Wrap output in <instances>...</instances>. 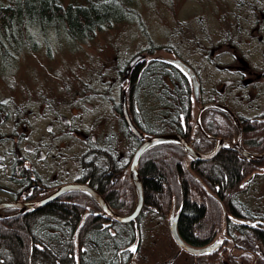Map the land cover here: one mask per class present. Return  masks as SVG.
<instances>
[{
  "label": "trees",
  "instance_id": "16d2710c",
  "mask_svg": "<svg viewBox=\"0 0 264 264\" xmlns=\"http://www.w3.org/2000/svg\"><path fill=\"white\" fill-rule=\"evenodd\" d=\"M138 1L69 0L63 4L61 0H0V66L10 63L20 52L36 53L41 49L49 54L56 48L55 45L62 48L71 46L69 51H76L80 44L92 41L98 32L137 18ZM147 1L153 5L160 0ZM167 2L169 5L170 0ZM126 65L127 63L118 69L120 76L124 74ZM164 66L152 60L144 69L137 67L131 75L130 89L133 86H140V89L147 87L148 91L152 89L153 96L161 89L159 94L162 98H153L155 106L152 107L160 110V114L156 113L162 126L159 132L164 128V132H168V128L172 126L177 127L179 134L189 137L193 118L190 109L185 107L189 102L187 80L180 75L177 87L172 88L174 78L170 77L171 72L166 71ZM173 92L178 95L182 104L174 115L171 113ZM135 93L132 91L133 96ZM134 99H130L131 104ZM135 114L134 120L141 118L138 111ZM136 123L142 128V124ZM148 126L152 128L155 124L148 123ZM148 126L143 127L148 129ZM248 127L250 129H246L245 136L251 134L252 127ZM130 141L132 148L129 157L133 155V147L138 144V140L131 134ZM202 143V146L195 144L194 148L201 152L205 141ZM244 144L248 147L256 146L258 151L264 147V143L259 145L260 143L252 140H247ZM116 158V154H100L96 164H88L89 158L85 154L84 179L103 196L115 212L122 214L133 208L134 193L128 176L121 179L120 173L123 161L127 162L126 158L122 157L123 160L119 161ZM263 164L264 160L252 162L228 149L220 150L208 160L190 161L174 144L154 146L144 152L138 161L144 200L139 218L149 212L168 217L171 210L179 211L177 233L187 245H210L219 236L226 248L233 246V253L237 251L239 255L242 249L238 251L237 247L234 248L231 240L233 231L238 230L250 233L251 239L264 249V214L251 212L239 201V196L245 193L248 183L258 175V167ZM109 170L118 174L115 180ZM65 197L70 200H53L32 217L24 215L11 219L0 218V261L3 264H29V261L33 264L37 261H47V264H76L75 244L78 245L76 241L82 230L84 233L81 237L93 240L96 238L100 255L108 247L113 254V264H125L126 258L121 250L134 240L136 227L117 222L108 226L101 218L92 219L90 213L98 208L84 193H71ZM38 214L49 217L50 234L45 237H48L46 242L49 250H35L32 242L30 251L29 244L33 238L31 227L32 224L38 225ZM234 220L250 222L253 227L240 226ZM108 228L113 229L111 237L107 232ZM207 257L211 260L218 259L212 254ZM240 259L242 264H254L255 255L246 250Z\"/></svg>",
  "mask_w": 264,
  "mask_h": 264
},
{
  "label": "flooded vegetation",
  "instance_id": "af4514ba",
  "mask_svg": "<svg viewBox=\"0 0 264 264\" xmlns=\"http://www.w3.org/2000/svg\"><path fill=\"white\" fill-rule=\"evenodd\" d=\"M170 2L173 3V0ZM204 2V15L207 16L208 23L206 22L203 34V51L201 48L195 46L186 56L188 57V61L184 59L183 56L177 54L170 46L162 49L165 56H152L153 48L143 50L145 54L141 52L136 53L131 60L127 62L124 68L123 75L125 76L126 86L124 89H122L121 85L118 87V101H115V96L113 94L109 95V111L106 113L107 115L104 112H100L104 118L101 116V121L97 123V127L101 126V128L97 130L96 133H92V128L88 130V126L87 128H80L77 126V122H74V125H72L67 121L66 116L62 117L56 110L42 109L36 111L35 115V106L31 107L22 103L23 106L17 104L8 110L9 107L4 106L6 102L0 101V204H29L40 200H47L52 193L65 185L85 184L91 187L88 181L84 179L83 163L85 161V154H87V158H89L88 164H96L100 154L101 156H114L116 154L117 161L121 160L122 157L126 158L127 162L123 161L124 164L120 174L121 179L126 175L129 178V164L134 152L145 140L154 136L167 134L178 135L184 138L194 150H196L194 148L195 144L202 146V142L205 141L204 149L201 148V152L198 150L196 151L209 154L214 150L216 141L219 139L229 140L232 144H235L238 140L240 128L243 150L252 154H261L264 152V147L258 151L256 150V146L248 147L244 144L247 140L256 141L258 144L260 143L259 145L264 143V0H204ZM230 3L234 5H230ZM214 20L219 22L218 26ZM219 25L223 29L222 35L219 30ZM234 28L238 30L241 29L238 42L234 41ZM214 40H217V43L210 46V42ZM198 44L200 43L198 42ZM226 48L229 49V52L236 49L235 57L232 55L234 57L233 60H236V66L231 64L230 61L225 63L220 61L225 56H231L230 53L227 54ZM196 50L197 52L201 51L203 58H196ZM137 56L139 59L132 63V60ZM190 59L193 60V63H191ZM152 60L162 63L165 65V70L171 72L170 77L174 78L172 88L177 87L180 75L187 80L189 90V96L187 95V97L189 102L186 103L185 107L190 109L193 118L189 137L179 134L177 127L172 128L171 126L168 128V132H164L165 128L163 131L161 130L162 132H159V129H155L161 124V120H157L156 118V113L160 114V110L157 109L152 112L153 106H150L149 110L147 108H142L141 105L142 103L146 106L150 103L152 105L154 99H161L162 97L160 96L161 94H159V90L154 97L151 93L152 89L148 91L147 87L140 89V86H133V89H130V80L133 71L137 67L140 69L146 68V65ZM174 61L180 62L191 71L196 81V94L190 74L184 71L178 64L174 63ZM199 66H201V68H199ZM232 66L236 68V72H231L233 71L231 69ZM200 70H203L205 77L208 76L211 80L219 77L220 80L219 78L218 80L220 81L219 83H221L219 84V88H215L216 84L209 87L204 85L203 79H200ZM234 75H238L239 78V81L233 86L236 87V89L233 91L228 90V84H223V77ZM246 76H254V78L247 79ZM132 91L136 92L134 96L132 95ZM177 96L178 95L173 92V99L171 98V113L173 115L178 112L180 105H182ZM132 97L135 99L131 104L130 99ZM123 99L125 100L126 115L131 124L142 135V140H139L132 134L130 126L124 117ZM26 100H28V98ZM90 101L92 103V108L95 109L97 103H94L91 98ZM139 106L141 108H139ZM222 107L227 108L234 115L239 128L230 114ZM132 108L135 110L133 111ZM136 111L141 115V118H135L136 122L142 124L145 128H147L148 123L155 124V127L151 128L148 126V129H144L142 126L143 129L139 128L137 123L134 122ZM47 113L51 115L52 118H56V114L59 115L60 119L58 121H55V119L52 120L55 123L57 122L60 127H63V123L69 125L66 128V131L70 133L68 139L64 141V145L59 147L57 145L54 149H52L50 145L55 142L53 141L52 144L49 142L50 139L53 138L48 136V131L42 128L43 121L46 120L44 119L46 117L45 114ZM79 113L80 112H77V115L74 114L75 118L78 117V121L80 120ZM143 116H147V118H143ZM197 118L199 119V124H197ZM36 120H40V125H35ZM122 123H124L123 127H121ZM248 126L252 127V131L249 136H245L246 129H250ZM60 130H62V128H60ZM50 132L56 133L55 130L49 131V133ZM130 134L138 140V144L136 143L137 145L133 147L135 150L131 157H129L132 148ZM168 143L174 144L181 150L184 156L188 158L179 144L173 142ZM207 144L209 145L206 147ZM222 149H228L237 156H240L229 147H221L219 151ZM54 150H56V152ZM125 164L127 165L125 166ZM109 173L113 174V179L115 180L118 174H115L112 170H109ZM256 173L262 175L264 173V166H259ZM71 193L83 192L70 191L53 200H70L66 199L65 196L68 197ZM133 193L135 200L134 188ZM91 200L93 199L91 198ZM44 205L37 208L1 207L0 218L11 219L24 215L32 217L35 215V212ZM97 208L98 209H94V213H90L92 219L93 217L101 218L103 221H106L104 222L106 225L111 226L113 222L102 217L98 206ZM132 209L122 214H129ZM149 213L158 216L161 220H165L169 232L168 225L172 218L176 214H179V211L174 212L171 210L168 217H163L156 212ZM145 215L139 218V214L133 221L122 223L129 225L133 224V226L136 227L134 230V240L131 244L126 246L125 249L121 250L124 251V257L126 258L125 264H132V262L135 261L132 259L139 249V239L141 236L140 225ZM46 216L47 215L38 214V225L32 224L31 233L33 238L29 244L30 251H32V242L35 250L38 251H43L45 248L47 249L49 247L46 242L48 237L45 239V237L50 234V228H48L49 217ZM107 232L110 237L113 235L112 228H108ZM83 233L84 231L82 230L76 241L78 245L75 244V263L113 264V254L108 250V247L107 251L102 252L104 254L101 253L100 255L98 251L99 246L96 244V238H94V240L83 238L80 236L83 235ZM136 235L138 236L137 251L136 253H130L127 249L133 245ZM171 240L173 241L172 238ZM173 243L176 248L173 257L179 255L192 256V254L178 247L174 241ZM37 245H39V247H36ZM225 248V245L219 243L218 248L212 253L197 255V257H205L212 254L215 258L220 259L222 255L225 254ZM214 263L217 264L220 263V261H214ZM29 264L33 263L29 261ZM35 264H47V261H37Z\"/></svg>",
  "mask_w": 264,
  "mask_h": 264
},
{
  "label": "rangeland",
  "instance_id": "374dc122",
  "mask_svg": "<svg viewBox=\"0 0 264 264\" xmlns=\"http://www.w3.org/2000/svg\"><path fill=\"white\" fill-rule=\"evenodd\" d=\"M61 1L65 4L69 0ZM167 3V0H160L150 5L147 0H139L136 7L139 14L137 18L117 23L113 28L98 32L92 41L80 44L76 51L70 52L71 46L62 48L55 45L56 48L53 52L51 50L49 55L41 49L36 53L20 52L10 63L0 66V101L6 102L4 106L9 107L8 110L17 104L23 106L22 103L35 106V115L36 111L42 109L56 110L62 117L66 116L72 125L77 122L80 128L88 126V130L92 128V133H96L101 128L97 127V123L101 121L100 112L106 114L109 111V95L113 94L115 101H118V87L121 85L124 89L126 86L125 76H120L118 69L136 53L145 54L143 50L153 48L152 56H165L162 49L170 46L187 60L188 52L195 46L203 51V34L207 22V16L204 15V0H173V3L170 2L169 5ZM214 21L218 26L219 22ZM219 30L222 35L221 26ZM233 30L234 41L238 42L241 29ZM215 43L217 40L210 42V46ZM226 50L231 56H225L220 61L224 63L230 61L235 65L236 60L233 59L236 49L232 52H229L228 48ZM51 53L53 55L50 56ZM196 58H203L201 51L196 50ZM190 61L193 63V60ZM231 69L233 70L231 72H236L234 66ZM218 78L211 80L208 76L205 77L203 70H200V79H203L207 87L216 84L215 88H219L221 83ZM246 78L253 79L254 76ZM238 81V75L223 77V84H228V90H235L236 87L233 86ZM90 98L97 103L95 109L92 108ZM145 106L142 103L141 107L147 109L155 105L150 103ZM151 111L154 112V109ZM77 112H80L79 121L78 117H74ZM58 114L56 118L45 114L46 120L42 125V128L48 131V136L53 138L50 139V144L55 142L50 145L52 149L57 145L58 147L64 145L70 134L66 131L68 124L63 123V127H60L57 122H53L52 119L55 121L60 119ZM35 125H40V120H36ZM161 127L160 125L155 129ZM49 129L55 130L56 133H49ZM263 174L255 176L248 183L245 193L239 196V201L255 214H264ZM140 230L139 249L133 256L132 260L135 261L132 264H215L214 261H220L217 264H242L240 257L246 250L255 255L254 264H264L263 247L252 240L250 233L247 232L233 231L231 240L234 248L237 247L238 251L242 249L239 255L237 251L233 253L232 246L229 249L225 248V254L220 259L211 260L207 256L197 257L193 254L173 257L176 248L167 230L166 221L152 213L145 215ZM218 241H221L219 236L211 244Z\"/></svg>",
  "mask_w": 264,
  "mask_h": 264
},
{
  "label": "water",
  "instance_id": "95a60500",
  "mask_svg": "<svg viewBox=\"0 0 264 264\" xmlns=\"http://www.w3.org/2000/svg\"><path fill=\"white\" fill-rule=\"evenodd\" d=\"M138 59H139V57L137 56L136 58H134L132 60V63H134ZM174 63L178 64L184 71H186L187 73L190 74L192 81H193L195 94H196L197 93L196 81H195V78H194L193 74L191 73V71L185 65L181 64L180 62L174 61ZM122 105H123L124 117H125L128 125L130 126L132 134L135 137H137L139 140H142V135L131 124V122L129 121V119L126 115L125 100L124 99L122 100ZM222 108L225 109L230 114V116L233 118L235 124L239 128V125H238L237 120L235 119L234 115L227 108H225V107H222ZM197 124H199L198 118H197ZM168 142H173V143L179 144L182 147V149L185 151V153L187 154L188 158L191 161L211 159L217 154V152L219 151V149L221 147H224V145H227V147H229L231 150L236 151L240 155V157H242L246 160H249L252 162H260V161L264 160V152H262L261 154H252V153H249V152L243 150L242 143H241L240 128H239L238 140L236 141L235 144H232V142L229 140L219 139L216 141V145H215L214 150L209 154H203V153H200V152L194 150L191 147V145L184 138H182L178 135L167 134V135L154 136V137H151V138L145 140L137 148V150L134 152V155H133L131 162L129 164V178H130V181H131L132 186H133L134 191H135L134 206H133L131 213H129V214H119V213L115 212L109 206L107 201L96 190L92 189L91 187H89L88 185H85V184H71V185H65L63 187H60L54 193H52L50 195V197L47 198V200H40V201L29 203V204L2 203V204H0V208L1 207H25V208L33 207V208H37V207H40V206H42V205H44L50 201H53V199H56L57 197L61 196L62 194L68 193L70 191H80V192L86 193L88 196H90V198L93 199V201L97 204V206L100 209V215L102 217H104L105 219H107L111 222H120V223L131 222L138 217V215L140 214V212L143 208V204H144L143 190H142L141 180H140V176H139V172H138V161H139L140 157L144 154V152H146L148 149H150V148H152L158 144L168 143ZM20 212H21V210H20ZM177 215L178 214H176L172 218L168 227H169L170 236L178 247H180L181 249H183L187 253L194 254V255H202V253L203 254L212 253L213 251H215L218 248L219 243H213L211 245L200 247V248L192 247V246L184 243L180 239V237L177 233V227H176L177 226L176 225ZM234 222L237 223L238 225L246 227V228L253 227V224L250 222L235 221V220H234ZM137 238H138V236L136 235L135 241L133 243V245H135V246H137Z\"/></svg>",
  "mask_w": 264,
  "mask_h": 264
},
{
  "label": "snow or ice",
  "instance_id": "6c2138e0",
  "mask_svg": "<svg viewBox=\"0 0 264 264\" xmlns=\"http://www.w3.org/2000/svg\"><path fill=\"white\" fill-rule=\"evenodd\" d=\"M49 131H51V129H49ZM224 147H227V145H224ZM241 187H243V185H241ZM254 227H255V225H254ZM218 243H223V241H218ZM36 247H39V245H37ZM127 251L130 252V253H136L137 248H136L135 245H133V246H131L130 248H128ZM202 254H203V253H202ZM0 264H3V262L0 261Z\"/></svg>",
  "mask_w": 264,
  "mask_h": 264
}]
</instances>
